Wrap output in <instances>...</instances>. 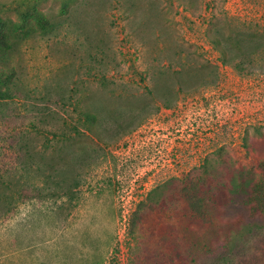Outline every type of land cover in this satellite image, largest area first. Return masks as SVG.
I'll return each instance as SVG.
<instances>
[{
	"label": "rangeland",
	"instance_id": "obj_1",
	"mask_svg": "<svg viewBox=\"0 0 264 264\" xmlns=\"http://www.w3.org/2000/svg\"><path fill=\"white\" fill-rule=\"evenodd\" d=\"M260 25L264 0H0V264H197L223 232L182 181L264 159V71L209 34ZM24 141L78 174L72 200L24 201ZM232 233L233 264H264V229Z\"/></svg>",
	"mask_w": 264,
	"mask_h": 264
},
{
	"label": "trees",
	"instance_id": "obj_2",
	"mask_svg": "<svg viewBox=\"0 0 264 264\" xmlns=\"http://www.w3.org/2000/svg\"><path fill=\"white\" fill-rule=\"evenodd\" d=\"M209 39L220 53L222 66L230 67L241 75H252L258 69L264 71V26H246L245 30L230 35L215 29L209 34ZM206 69L202 64L199 68L197 65L185 68L182 74H186V77L180 81V85L194 87L196 81L204 77L199 74L200 78L197 75L194 78L193 72L200 71L206 75ZM216 72L211 76L217 77ZM87 110L81 114L87 123L91 119L102 122L91 108ZM34 148L33 144L24 141V178L17 179L18 184H24V201L38 198L72 200L79 186L78 174L67 173L70 169L64 170L58 158L45 156ZM67 149V166H70L73 155L71 149ZM87 156L86 149H83L76 158L84 165ZM252 156L245 166L241 162L227 164L231 172H213L204 178H197L192 173L182 181L184 187L181 191L197 219L213 222L223 232V235L212 237L202 246L207 253H199L198 259L192 258L197 264H233L232 232L250 237L264 229V159ZM18 184L10 182L11 188ZM232 210H236L237 214H230ZM250 240L246 239V242ZM244 247L241 248L243 254L246 253Z\"/></svg>",
	"mask_w": 264,
	"mask_h": 264
}]
</instances>
